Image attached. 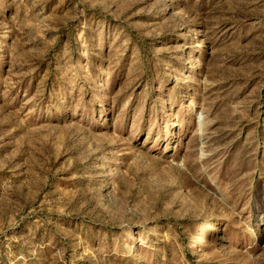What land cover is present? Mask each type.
<instances>
[{"label":"rangeland","instance_id":"obj_1","mask_svg":"<svg viewBox=\"0 0 264 264\" xmlns=\"http://www.w3.org/2000/svg\"><path fill=\"white\" fill-rule=\"evenodd\" d=\"M0 264H264V0H0Z\"/></svg>","mask_w":264,"mask_h":264}]
</instances>
